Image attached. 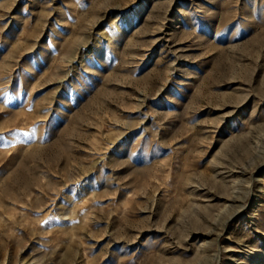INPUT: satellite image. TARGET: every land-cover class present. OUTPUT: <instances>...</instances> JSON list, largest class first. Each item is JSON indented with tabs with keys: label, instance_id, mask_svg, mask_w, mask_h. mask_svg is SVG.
<instances>
[{
	"label": "rangeland",
	"instance_id": "374dc122",
	"mask_svg": "<svg viewBox=\"0 0 264 264\" xmlns=\"http://www.w3.org/2000/svg\"><path fill=\"white\" fill-rule=\"evenodd\" d=\"M0 264H264V0H0Z\"/></svg>",
	"mask_w": 264,
	"mask_h": 264
},
{
	"label": "bare ground",
	"instance_id": "6f19581e",
	"mask_svg": "<svg viewBox=\"0 0 264 264\" xmlns=\"http://www.w3.org/2000/svg\"><path fill=\"white\" fill-rule=\"evenodd\" d=\"M237 213H238V211L233 212V214L231 215V217L234 216V215H236Z\"/></svg>",
	"mask_w": 264,
	"mask_h": 264
}]
</instances>
